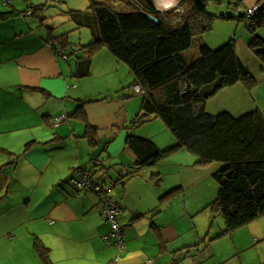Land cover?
Here are the masks:
<instances>
[{"label":"crops","instance_id":"obj_1","mask_svg":"<svg viewBox=\"0 0 264 264\" xmlns=\"http://www.w3.org/2000/svg\"><path fill=\"white\" fill-rule=\"evenodd\" d=\"M259 1H211L209 6L215 3L225 10L228 5L230 13L244 16ZM179 3L159 9L182 12ZM41 4L0 0V13H16L0 20V264H42L37 241L50 249L54 264H244L236 261L241 247L224 238L227 234L220 236L225 226L215 233L214 222L210 226L208 218H198L207 202L191 210L187 205L170 204L186 187L185 179L165 186L166 167L180 170L186 160H199L197 155L179 148L157 165L120 179L136 159L127 143L129 135L137 136L129 118L142 104L134 96L138 95L133 89L136 77L106 47L92 54L89 74L77 77L75 69L87 67L89 54L82 49L87 43L69 35L67 48L51 43L52 25L44 23L47 17L42 12H33ZM239 23L240 27L246 22ZM55 29L54 35H62ZM235 40L241 60L258 83L250 90L240 82L221 89L207 101V110L226 94L217 100V113L212 114L227 111L241 116L255 109L264 114V64L250 49V36L248 41ZM202 42L213 47L207 40ZM72 49H77L76 54H71ZM83 102H87V121L74 115ZM62 115L66 119L56 124L55 118ZM161 118H166L170 129L172 110L162 108ZM88 125L94 128V144L86 135ZM146 137L159 148L173 141L165 135L160 139L151 130ZM105 163L116 171L107 173V168L103 172L113 177L111 187H120L112 192L110 188V193L123 208L118 217L124 232L123 252L107 237L111 225L97 208V195L76 193L69 183L76 171L94 168L97 180ZM214 163L205 167L223 165ZM173 207L178 210L172 211ZM255 227V234L263 236L264 223Z\"/></svg>","mask_w":264,"mask_h":264},{"label":"trees","instance_id":"obj_2","mask_svg":"<svg viewBox=\"0 0 264 264\" xmlns=\"http://www.w3.org/2000/svg\"><path fill=\"white\" fill-rule=\"evenodd\" d=\"M52 1L56 2L49 0L34 6L33 12L43 13L54 7ZM211 1L222 2L181 0L184 9L178 12L159 10L155 0H92L90 12L73 9L61 12L75 23L76 29L89 27L92 31V41L82 46L89 54L85 59L87 67L75 69L77 77L89 74L92 54L106 47L132 70L136 77L134 86L140 84L145 91L141 109L130 128L160 117L164 107L172 110L170 130L176 143L161 149L151 139L129 135L127 143L136 159L133 165L125 168L120 179L157 165L179 148L197 155L200 166L222 162L221 169L214 174L219 192L209 205L216 214L213 218L219 216L225 223L221 236L264 215V114L255 109L241 116L227 111L214 115L207 110V101L228 86L240 82L250 90L258 81L241 60L234 38L218 47H211L200 39L195 59H187L185 54L196 37L212 29L216 18L238 20L246 22L252 33L249 47L264 64V38L257 34L264 27V0L259 1V9L251 17L233 13L217 16L208 10ZM149 15L160 22L150 20ZM14 16V11L1 12L0 20ZM54 29L49 27V41L63 48L70 46L68 34L54 35ZM76 50L72 49L71 54H76ZM209 84L213 86L206 91ZM85 103L74 115L87 121ZM91 129L94 128L88 125L86 135L94 144ZM94 174L93 183L110 193L109 187L99 183L101 177L95 180ZM35 249L42 264H54L50 249L41 241L35 243Z\"/></svg>","mask_w":264,"mask_h":264},{"label":"rangeland","instance_id":"obj_3","mask_svg":"<svg viewBox=\"0 0 264 264\" xmlns=\"http://www.w3.org/2000/svg\"><path fill=\"white\" fill-rule=\"evenodd\" d=\"M32 1L35 4H39V3L45 4V3H48L49 0H32ZM55 1L56 2L52 1V3L55 4L54 7L46 9L42 13L43 17H47L45 18L44 23L46 25H52V27H55L56 28L55 31L57 34H63L65 31L66 33H68L69 36H72L77 40L81 39L82 41H85L83 43L91 42L92 37H93L91 28L83 27V28L76 29L75 23L72 22V20H70V18L67 15H64V13H62L61 10L66 11L69 9H73V10H79L82 12H90L92 0H63V1L55 0ZM98 1H106V0H98ZM177 1H181V0H177ZM181 7L182 6L180 5V9ZM227 7L228 5H225V10H222L220 6H217L215 3H212L210 4V6H208V10L209 12L213 14L216 13L217 16H220V14H223V13H230L231 10L229 11L230 8H227ZM159 8L168 9V8H163L161 6H159ZM239 24H240L239 21H227V20H223L220 18H216L213 21L212 29L204 33L202 36L196 37L192 47L186 52L185 56L187 57V59H191V60L195 59L196 55L198 54L197 43H198V40L200 39L202 41L207 40L208 43L211 44L213 47H218L219 45L230 40L231 38L245 39L246 41H248V37L249 36L251 37L252 33L249 30H247L246 23H241L240 27H239ZM257 34H259L260 36H262V38H264V27L260 28L257 31ZM123 77L126 78V75H123ZM212 86L213 84H209L207 86L206 91H209L212 88ZM136 93L138 95L134 94L135 98L137 97V99L140 100V103H142L144 99V95L139 94L138 92ZM220 96H223L225 98L226 94H221ZM220 96H218L215 99L216 103L214 102L210 103L209 110H208L210 113H217L215 104H217L218 102L217 100L220 98ZM140 106L137 112L133 114L132 118H129L130 120L134 119L136 117V114L139 113ZM129 121L125 125H127ZM133 129L137 130L136 135L138 137L139 136L144 137L146 133L151 130L152 135H156V137L160 139H162L164 135L167 136L168 138H172L173 141L171 142H169V140L166 141L165 144H162L164 146L160 147L161 149H167L168 147H170L176 142L175 141L176 139H174L175 138L174 135L172 134L171 130L168 128L166 124V118L163 119L161 118V116L156 117L154 119L152 118L149 122H146L145 124L141 126L134 127ZM186 161L187 162H184L186 163L185 164L186 166L183 168L181 167L180 170H179V167H177L176 170H174L173 167H171L172 165H169V167H166L165 169V173H166L165 178H164V180L166 181L165 186L168 183L171 184L176 181L185 179L184 185L186 188L184 192H179L175 195V197L171 198L170 204H173V205L177 204V206L181 205V207L184 205H187L189 209L191 210L196 205L202 202L203 203L207 202V205L204 207L202 215H197V216L199 219H202V220L204 219L206 220V218H208L207 222H208V225L210 226H212V223L214 222L213 230L216 233V231H219L220 228L221 229L224 228L225 224L221 217L218 216L216 218H213V215H216V214L214 213L212 208L209 207V205L216 199L218 192H219L220 186H219V183L214 178L213 174L215 173V171L217 172L218 170L221 169L220 163L222 164V162L214 163V164H218L220 168L218 167L216 168V166L214 167L208 166L207 168L205 166L198 167L197 166L198 164L197 165L195 164L196 161H198V159H196L193 162H190L189 160H186ZM190 165H192V167H190ZM107 168H108L107 173L113 169V168L112 169L109 168L108 163H105V168H102L101 170H99L100 174H102L100 181L103 184H106L107 187L112 188L111 183H112L113 177L108 176L107 173L103 174V172L106 171ZM113 171L115 170L113 169ZM179 174H181L180 179H178ZM182 175L184 176L182 177ZM126 179H129V178L124 177L123 181H125ZM117 188H120V187H117ZM114 189L115 188H112L111 192ZM116 189L115 191H117ZM168 202L169 201H165L164 204ZM174 208L176 207H173L171 210L172 211L178 210L177 208L176 209ZM254 222L255 223H250L248 225L240 227L233 232H229L227 235L224 236V238H229V240L231 241L234 240L236 244L239 245V247H241V253L240 255L236 256V261H239V262L243 261L244 264H264V239H261V237H264V234H262L263 236H261L260 234L259 235L255 234L257 232V230H255L256 229L255 224L264 223V215L259 217ZM201 224L203 225L204 221L201 222ZM261 230L264 231V228ZM205 234L206 233H204V235ZM231 236H233V238H231ZM232 250L235 251L234 247L232 248Z\"/></svg>","mask_w":264,"mask_h":264},{"label":"built area","instance_id":"obj_4","mask_svg":"<svg viewBox=\"0 0 264 264\" xmlns=\"http://www.w3.org/2000/svg\"><path fill=\"white\" fill-rule=\"evenodd\" d=\"M259 9L258 5L250 7L244 14L247 17L253 16ZM134 89L139 94L145 95L140 84H136ZM66 119V115L55 118V123L58 124ZM99 164V161H96ZM94 169L86 171H76L69 183L76 193L79 192H93L98 197L97 208L104 216L106 220L109 221L111 225V230L108 234V238L113 240V243L120 248V251L124 250V232L119 222V215L122 213L121 206L117 203L115 197L107 192L100 184L93 183Z\"/></svg>","mask_w":264,"mask_h":264},{"label":"bare ground","instance_id":"obj_5","mask_svg":"<svg viewBox=\"0 0 264 264\" xmlns=\"http://www.w3.org/2000/svg\"><path fill=\"white\" fill-rule=\"evenodd\" d=\"M159 6L163 8H171L176 5L177 0H156Z\"/></svg>","mask_w":264,"mask_h":264},{"label":"water","instance_id":"obj_6","mask_svg":"<svg viewBox=\"0 0 264 264\" xmlns=\"http://www.w3.org/2000/svg\"><path fill=\"white\" fill-rule=\"evenodd\" d=\"M148 18H149L150 20L156 22V23H159V22H160V20H159L158 18L154 17L153 15H149Z\"/></svg>","mask_w":264,"mask_h":264},{"label":"clouds","instance_id":"obj_7","mask_svg":"<svg viewBox=\"0 0 264 264\" xmlns=\"http://www.w3.org/2000/svg\"><path fill=\"white\" fill-rule=\"evenodd\" d=\"M157 2L155 1V4H156ZM156 6H157V8L159 9V7H158V5L156 4ZM160 10V9H159ZM145 96V95H144Z\"/></svg>","mask_w":264,"mask_h":264}]
</instances>
